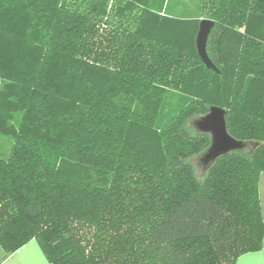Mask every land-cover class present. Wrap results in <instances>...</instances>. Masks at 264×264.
Segmentation results:
<instances>
[{"label": "trees", "instance_id": "trees-1", "mask_svg": "<svg viewBox=\"0 0 264 264\" xmlns=\"http://www.w3.org/2000/svg\"><path fill=\"white\" fill-rule=\"evenodd\" d=\"M176 3L0 0L6 252L36 240L53 264H236L263 248L264 0ZM202 19L221 74L198 55ZM212 106L253 149L200 174L211 135L191 121Z\"/></svg>", "mask_w": 264, "mask_h": 264}, {"label": "water", "instance_id": "water-1", "mask_svg": "<svg viewBox=\"0 0 264 264\" xmlns=\"http://www.w3.org/2000/svg\"><path fill=\"white\" fill-rule=\"evenodd\" d=\"M211 19H202L196 36V48L198 55L207 69L221 74V71L210 59L207 45L211 31L215 27ZM191 125L200 133L211 135V145L202 153V161L206 169L210 167L219 157L233 151L243 152L248 146L247 142L239 141L230 135L227 128L226 110L212 106L206 115L194 118Z\"/></svg>", "mask_w": 264, "mask_h": 264}, {"label": "crops", "instance_id": "crops-1", "mask_svg": "<svg viewBox=\"0 0 264 264\" xmlns=\"http://www.w3.org/2000/svg\"><path fill=\"white\" fill-rule=\"evenodd\" d=\"M259 193L261 210L264 218V175L259 181ZM0 264H53L45 255L42 247L36 240H31L15 252L8 253L0 245ZM236 264H264L263 248L257 252L247 253L241 256Z\"/></svg>", "mask_w": 264, "mask_h": 264}, {"label": "rangeland", "instance_id": "rangeland-1", "mask_svg": "<svg viewBox=\"0 0 264 264\" xmlns=\"http://www.w3.org/2000/svg\"><path fill=\"white\" fill-rule=\"evenodd\" d=\"M177 0H175L176 3ZM174 2V1H172ZM185 4V6H184ZM178 5V6H177ZM175 6L177 7V10H183L188 9L189 12L187 14H193L197 15L199 13L198 7H199V0H180L179 3H176ZM174 6V7H175ZM2 83L0 82V87ZM192 124V123H191ZM12 144V139L7 136H0V156H6L10 150ZM253 149V144H248V146L244 149L245 153H250ZM194 164L196 166V169L200 174H204L206 169V165L202 161V155L197 156L194 159Z\"/></svg>", "mask_w": 264, "mask_h": 264}]
</instances>
